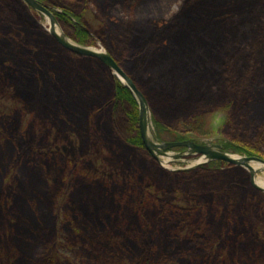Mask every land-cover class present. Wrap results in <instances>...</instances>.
Wrapping results in <instances>:
<instances>
[{"label": "trees", "instance_id": "16d2710c", "mask_svg": "<svg viewBox=\"0 0 264 264\" xmlns=\"http://www.w3.org/2000/svg\"><path fill=\"white\" fill-rule=\"evenodd\" d=\"M37 1L51 9L61 29L76 43L95 46L94 37L100 41L145 95L157 140H181L175 131L183 127L170 126L182 117L192 132L199 131L203 114L220 109L208 106L220 99L231 108L235 120L234 125L228 122L224 125V135L229 137L224 144L225 150L264 159V0H182L180 10L171 19L152 16L150 5H157L154 0H107V8L103 6L105 0ZM91 3L97 7V17L105 27L100 30V36L91 29L85 17ZM148 3L149 12L146 10ZM116 8L119 12H115ZM222 8L227 9L229 15L235 13L233 27H229L227 14L220 19L214 16L221 14ZM39 18L20 0H0V47L6 57L8 52L17 58H14L15 63L24 69L29 80L32 93L29 102L36 112L50 119L58 116L55 109L57 99L65 97L64 85L78 89L84 85L80 81L84 73L88 75L85 79L95 78L92 68L104 75L109 99L101 113L108 116L112 139L109 144L121 142L131 148L126 163L127 176L134 181V188L142 197L156 193L160 205L153 222L148 211L142 208L141 218L145 222L142 233L161 228L172 231L187 225L198 213L204 216L205 222L188 236L186 242L192 246L190 250L195 241L208 244L210 250L215 249L214 261L221 264V255L217 253L225 252L232 240H252L264 249V193L250 186L246 172L223 161H212L191 171L163 169L141 141L137 104L129 90L100 62L58 47L38 24ZM133 19L143 21L139 27L144 30L132 31L126 21ZM187 30L196 37L191 42L184 34ZM35 33L46 37L63 55H57L54 61L50 45L41 49L34 37L31 41ZM86 60L95 64H90L89 71L80 64ZM61 74H65V78ZM98 109L95 116L99 114ZM159 113L161 118L168 113L172 119L163 121ZM227 130L229 134H225ZM15 137L17 129L12 133V139ZM181 149L183 147L174 148ZM135 181H138L137 186ZM181 198L188 201V206L175 203ZM96 210L99 211L85 204L75 208L72 210L74 221L98 230ZM162 223L165 227H160ZM35 224L31 227L37 230L35 236L40 239L41 232H47L48 222L43 217ZM28 244L21 243L18 250L27 261ZM150 257L148 254L145 264H153ZM35 263V259L29 261V264Z\"/></svg>", "mask_w": 264, "mask_h": 264}, {"label": "rangeland", "instance_id": "374dc122", "mask_svg": "<svg viewBox=\"0 0 264 264\" xmlns=\"http://www.w3.org/2000/svg\"><path fill=\"white\" fill-rule=\"evenodd\" d=\"M154 3L156 7L150 5L152 16L171 19L180 10L183 1L154 0ZM106 4L107 0L103 6ZM146 10L149 12V3ZM96 11L94 3L89 4L85 17L91 29L100 36L104 24ZM115 12H119L118 8ZM219 13L222 15L214 16L220 19L227 14L229 27H233L235 13L229 15L225 8ZM142 22L134 19L126 21L134 32L144 30V27H139ZM46 23L47 19L40 22L43 26ZM184 34L190 42L196 38L191 30ZM33 37L41 44L38 46H42L41 49L51 44L39 33L32 35L31 41H34ZM94 38L96 45L92 47L103 48L100 41ZM49 52L57 61L59 53L53 45H50ZM7 61L11 62V59H6L1 52L0 264H29L33 259L35 264H49L46 260L51 264H145L148 254H151L153 264H216L215 249L210 250L208 244L195 241L190 250L192 246L186 242L191 231L205 222L204 216L200 217L198 213L187 225L172 231L161 228L142 233L145 225L141 218L142 208L148 211L153 222L160 205L156 193L142 197L134 188V181L126 174L131 148L121 142L109 144L112 139L108 116L101 112L94 115L95 110L109 99L108 85L100 71L92 68L95 78L90 80L85 79L88 75L84 73V79L80 80L84 85L78 89L64 85L67 89L65 97L57 99L58 106L54 108L58 116L50 119L36 112L32 104L27 106L25 85L21 81H24V75L16 66L7 65ZM80 64L89 71L93 63L82 61ZM61 76L65 78V74ZM225 105L220 99L214 101L208 107L220 108L222 113L203 114L202 127L197 131L203 142L207 131H212L211 137L229 140L228 136L222 135L224 125L227 122L234 125L235 120L231 108ZM160 115L158 117L163 121L172 119L168 113L162 118ZM98 125V135L95 136ZM173 125L188 129L183 117L170 128ZM149 127L153 133L151 121ZM16 129L17 137L12 139ZM231 135L237 137L235 132ZM169 157H164L169 162L162 164L166 168L191 166L188 161L192 158L170 161ZM135 159L141 162L139 158ZM257 175L264 176V172ZM135 184L137 186L138 181ZM175 203L188 206L184 198ZM84 204L99 209L95 212L98 230L94 226L88 229L86 224L80 226L78 221H74L72 210ZM43 217L48 222L47 232H41L39 239L35 236L37 230L31 226ZM165 225L162 223L160 227ZM75 232L78 234L75 235ZM21 243H29L28 261L18 251ZM229 245L225 252L217 253V256L221 255V264H264V249L259 243L237 239L236 242L230 241Z\"/></svg>", "mask_w": 264, "mask_h": 264}, {"label": "water", "instance_id": "95a60500", "mask_svg": "<svg viewBox=\"0 0 264 264\" xmlns=\"http://www.w3.org/2000/svg\"><path fill=\"white\" fill-rule=\"evenodd\" d=\"M27 5L42 13L45 17L49 20V33L51 36L65 49L84 57H92L101 61L104 65L109 67L114 75L118 77V79L133 93L134 97L136 98L138 104V127L140 132V138L142 143L146 149V151L154 158L155 160L159 161V156L168 157L169 153L168 150L173 147H186L189 153L199 154L206 158L204 162L212 161V160H222L224 162L241 166L250 171L251 175V183L255 187H259L254 184L253 175L254 171L253 168L249 165V161L257 162L259 164L264 165V160L259 158H250V157H238L233 158L228 154H225L221 151L219 145L215 146H207V145H200L196 144L191 141H179V142H164L159 143L157 141H152L147 139L146 132H147V112H148V105L145 97L143 94L137 90L133 82L127 77L125 72L115 63V61L101 48L99 50H93L88 47H84L78 45L76 43H72L71 41L66 40L62 36L58 35L54 29L55 25H57L53 14L45 7L41 6L36 0H23ZM182 154H175L172 155V160H177L181 157Z\"/></svg>", "mask_w": 264, "mask_h": 264}, {"label": "flooded vegetation", "instance_id": "af4514ba", "mask_svg": "<svg viewBox=\"0 0 264 264\" xmlns=\"http://www.w3.org/2000/svg\"><path fill=\"white\" fill-rule=\"evenodd\" d=\"M22 3H23V5L24 6H26V7H29V8H31L34 12H36L37 13V15L40 17L39 19H38V24L44 29V31L56 42V44L58 45V47H60L61 49H63V50H65L66 52H68V53H72V54H74V55H76V56H79V57H82V58H86V59H93V60H96V61H98V62H100L106 69H108L109 71H110V73L120 82V84L123 86V87H125V88H127L119 79H118V77L116 76V75H114L113 73H112V71H111V69L109 68V67H107L106 65H104L101 61H99L98 59H95V58H92V57H84V56H80V55H77V54H75V53H73V52H71V51H69V50H67V49H65L64 47H62L52 36H51V34L49 33V29H50V27H47V26H43V25H41L40 24V22L42 21V20H45V19H47V23L46 24H48V26H49V20H48V18L47 17H45L42 13H39L38 11H36L35 9H33L32 7H30L29 5H27L23 0H20ZM36 2L37 3H39L37 0H36ZM41 6H43V7H45V8H47L52 14H53V16H54V18H55V15H54V13L51 11V9L49 8V7H46V6H44V5H42L41 3H39ZM56 11H60L59 9H56ZM55 21H56V23H57V25L59 26V24H58V22H57V20H56V18H55ZM61 31L63 32V30L61 29ZM23 37H24V35L21 33V32H19ZM64 35L69 39V41H71L72 43H76L75 41H73L72 39H70L65 33H64ZM7 39V38H6ZM5 40V39H4ZM19 41H21V42H24V40H22V39H19ZM76 44H78V43H76ZM78 45H80V44H78ZM54 46V50H56L58 53H59V55H63V52L62 51H60L59 49L57 50V47L55 46V45H53ZM82 46V45H81ZM102 46V45H101ZM84 47H88V48H91L92 49V46H84ZM40 48H42V46H40ZM53 50V49H52ZM94 50V49H93ZM98 50H99V48H98ZM97 50V51H98ZM102 50V49H101ZM104 51H105V49H103ZM1 52H3V50H2V48L0 47V53ZM106 52V51H105ZM7 54H8V58H9V56H10V59H11V62H9V61H7L6 62V64L8 65H11V66H17V68L20 70V71H22V74L24 75V81L23 80H21L22 82H23V84L25 85V96H26V101H27V106H30L31 105V103L29 102V99L31 98V95H32V93L30 92V90H29V86H28V83H29V80H28V78H27V76L25 75V71H24V69H22V68H20V67H18V65L15 63V59H17L13 54H11V53H8V52H6ZM107 53V52H106ZM108 54V53H107ZM109 55V54H108ZM5 56V55H4ZM52 56H54V55H52ZM112 59H113V57L111 56V55H109ZM6 56H5V58L6 59H8ZM15 58V59H14ZM114 60V59H113ZM86 61H89V60H86ZM115 61V60H114ZM90 62H92L93 64H94V62L93 61H90ZM115 63H116V61H115ZM74 63L72 62V65H73ZM117 64V63H116ZM118 65V64H117ZM119 66V65H118ZM120 67V66H119ZM74 68H75V66H74ZM121 68V67H120ZM91 69V68H90ZM122 69V68H121ZM92 70V69H91ZM123 70V69H122ZM134 84V83H133ZM135 85V84H134ZM135 87H136V85H135ZM137 88V87H136ZM128 89V88H127ZM129 90V89H128ZM137 90H139L138 88H137ZM140 91V90H139ZM129 92L131 93V95L133 96V98L135 99V101H136V98L134 97V95H133V93L129 90ZM141 92V91H140ZM142 93V92H141ZM143 94V93H142ZM143 96L145 97V95L143 94ZM145 99H146V97H145ZM146 101H147V99H146ZM106 102V101H105ZM103 103L100 107H99V109H98V113H100V112H102L103 111V106H107L106 105V103ZM136 104H137V101H136ZM147 105H148V102H147ZM104 107V108H105ZM137 110H138V104H137ZM148 110H149V116H150V119H151V111H150V108H149V105H148ZM139 121V120H138ZM138 130H139V127H138ZM174 130H176V129H174ZM175 132H177L178 133V135H179V138H181V140H177V141H174V142H179V141H191V142H194V143H196V144H200V145H207V146H215V145H219V147H220V149H221V151L223 152V153H225V154H228V155H230L231 157H233V156H235L236 158H238V157H248V156H245V155H239V154H236V153H230V152H228V151H226L225 150V146H224V142L223 141H221L219 138H216V137H210V135H211V132L212 131H210V133H208V134H206V135H209V136H207V137H204L206 140L203 142L202 141V137L201 136H199L198 134H197V132H192V130L191 129H183L182 128V130H176ZM139 135H140V132H139ZM222 135H224V132H223V134ZM142 141V140H141ZM171 143V142H170ZM179 147H181V146H179ZM174 148H176V147H173V148H171L172 150H170L168 153H171V151H174ZM177 152L176 153H172V155H175V154H182L181 155V157H179L177 160H172V161H178L179 159H181V158H186V159H191L192 158V160H189L188 162H190V161H194V160H197V158H200V157H203L202 155H199V154H194V153H189V151H188V149L186 148V147H183V149H181V150H176ZM150 155V154H149ZM234 158V157H233ZM250 158H258V157H250ZM154 159V158H153ZM259 159H261V158H259ZM155 160V159H154ZM262 160H264V159H262ZM157 161V160H156ZM171 161V160H170ZM212 161H222V160H212ZM212 161H207V162H204V161H202V162H200V163H197V164H195V165H191V166H189V167H184V168H177V169H169V168H166V167H164L159 161H157L158 162V164L163 168V169H166V170H168V171H170V172H183V171H191V170H194V169H197V168H199V167H201V166H204V165H206V164H209V163H211ZM224 162V161H223ZM250 162H253V161H249L248 163H249V165H250ZM225 163H227V162H225ZM228 164H230V163H228ZM231 165H233V164H231ZM263 165V164H262ZM233 166H235V167H238V168H240V169H242L244 172H246V175H247V179H248V182H249V184H250V186L253 188V189H256V190H259V191H261V192H263L264 193V188H262V187H260L256 182H255V176L257 175V173L259 172V171H255L254 169H253V171H254V175H253V181H254V184L255 185H257V186H259V187H255L252 183H251V175H250V171L248 170V169H246V168H244V167H241V166H237V165H233ZM264 166V165H263Z\"/></svg>", "mask_w": 264, "mask_h": 264}, {"label": "bare ground", "instance_id": "6f19581e", "mask_svg": "<svg viewBox=\"0 0 264 264\" xmlns=\"http://www.w3.org/2000/svg\"><path fill=\"white\" fill-rule=\"evenodd\" d=\"M47 27L48 24H46ZM56 33L60 36H62L63 38H65L66 40L69 41V39L64 35V33L61 31V29L58 27V26H55L54 27ZM92 49L94 50H98V47H92ZM146 137L147 139L149 140H153V134H152V130L151 128L149 127V113L147 112V132H146ZM234 158H236L235 156H233ZM206 160L205 157H200V158H197V160H194V161H190V165H195L197 163H200L202 161ZM160 161L162 164L166 165L168 162H169V159L168 158H160ZM250 166L255 170V171H259L260 173H263L264 172V166L262 164H259L257 162H250ZM255 182L262 188H264V176H258L256 175L255 176Z\"/></svg>", "mask_w": 264, "mask_h": 264}]
</instances>
